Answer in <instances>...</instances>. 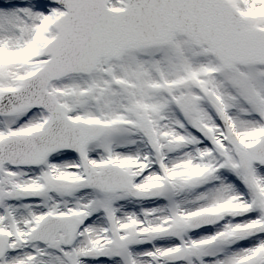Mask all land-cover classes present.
Listing matches in <instances>:
<instances>
[{
    "label": "snow or ice",
    "instance_id": "1",
    "mask_svg": "<svg viewBox=\"0 0 264 264\" xmlns=\"http://www.w3.org/2000/svg\"><path fill=\"white\" fill-rule=\"evenodd\" d=\"M0 264H264V0H0Z\"/></svg>",
    "mask_w": 264,
    "mask_h": 264
}]
</instances>
